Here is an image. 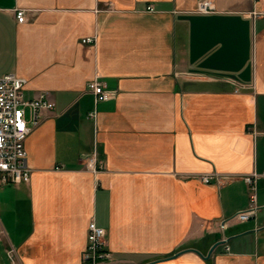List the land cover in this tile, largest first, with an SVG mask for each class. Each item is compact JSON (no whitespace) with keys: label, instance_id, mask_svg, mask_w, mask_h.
<instances>
[{"label":"crops","instance_id":"0c3cea01","mask_svg":"<svg viewBox=\"0 0 264 264\" xmlns=\"http://www.w3.org/2000/svg\"><path fill=\"white\" fill-rule=\"evenodd\" d=\"M199 1L0 0V76L55 103L26 140L30 182L0 184V264H83L92 219L113 264H264V0ZM96 77L118 95L93 120Z\"/></svg>","mask_w":264,"mask_h":264},{"label":"built area","instance_id":"2783aa9c","mask_svg":"<svg viewBox=\"0 0 264 264\" xmlns=\"http://www.w3.org/2000/svg\"><path fill=\"white\" fill-rule=\"evenodd\" d=\"M148 10H153L152 6ZM216 10L212 0H200L196 11L199 13H211ZM18 22L26 20V10L16 9ZM255 14H258L255 12ZM95 36L85 37V44L94 43ZM28 80L15 73H7L0 76V184L29 183L31 180V168L28 165V151L26 140L32 128L38 125L42 119L43 111L54 109L55 103L50 99L47 92H41L38 96L29 99L25 96V87ZM87 89L94 96V109L89 113V118L97 117V104L115 98L116 90L106 88L103 81L97 77L91 79ZM84 158L82 157L81 160ZM86 167L97 173L105 169L103 160L96 153L87 158ZM260 174L252 172L244 176V181L250 189L251 195L247 208L237 212L233 217L240 221L255 218L258 210L257 205V181ZM206 184H220L227 176L214 173H205L199 176ZM227 250L229 248L227 247ZM9 256L14 258L15 249L9 250ZM83 264H113L112 254L106 245V230L99 226L94 219L89 223L87 244L83 251ZM15 264V263H14ZM17 264V263H16Z\"/></svg>","mask_w":264,"mask_h":264},{"label":"rangeland","instance_id":"374dc122","mask_svg":"<svg viewBox=\"0 0 264 264\" xmlns=\"http://www.w3.org/2000/svg\"><path fill=\"white\" fill-rule=\"evenodd\" d=\"M15 11H16V10H15ZM25 15H26V14H25ZM15 16H16V12H15ZM25 17H26V16H25ZM16 19H17V18H16ZM17 21H18V20H17ZM25 21H26V20H25ZM25 21H24V22H25ZM20 23H22V22H20ZM43 92H45V91H43ZM48 95H49V94H48Z\"/></svg>","mask_w":264,"mask_h":264},{"label":"water","instance_id":"95a60500","mask_svg":"<svg viewBox=\"0 0 264 264\" xmlns=\"http://www.w3.org/2000/svg\"><path fill=\"white\" fill-rule=\"evenodd\" d=\"M220 243H222V242H219V243L215 244V245L213 246V248L216 247V246H217L218 244H220Z\"/></svg>","mask_w":264,"mask_h":264}]
</instances>
